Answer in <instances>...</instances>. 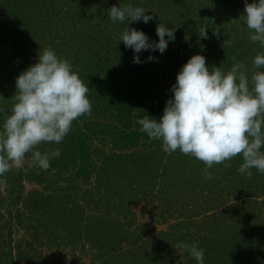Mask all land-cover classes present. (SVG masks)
I'll return each instance as SVG.
<instances>
[{
    "label": "trees",
    "instance_id": "1",
    "mask_svg": "<svg viewBox=\"0 0 264 264\" xmlns=\"http://www.w3.org/2000/svg\"><path fill=\"white\" fill-rule=\"evenodd\" d=\"M4 1L8 5L0 10V108L9 109L14 103L13 96L16 92L14 72L7 69L4 65L7 59L4 60L5 50L14 51L23 42H26L24 44L26 48L30 47L32 45L31 37L27 34V30L32 27L35 32L40 27L33 23V21H37L36 18H32L30 20L31 25H29L30 22L27 20L29 19L27 14L29 8H44L46 15L49 17V11H51L53 16L57 18L58 23L62 21L63 17L65 19L64 23L68 21L72 27L81 29L77 30V33L73 32L72 39L74 38L75 48L73 47L71 49L72 53L67 54L64 59H67L73 65L74 70L78 71L84 84L89 87L87 95L92 105L91 115H83L74 120L70 132L59 144L42 143L37 146V150L41 151V153L50 152L57 148L60 150V157L52 160L47 170L29 167V160L25 166L20 168L12 167L7 173L0 175V186L4 181L6 188L5 196H3L0 188V264H3V261L5 264H45L46 258L34 255L36 248L33 242L44 236L49 245L51 242L60 243V235H57L55 230L51 232L56 235V238H52L49 233V219L51 217L55 221V228L60 226L63 231H70V233L84 232L83 234L87 236L89 242H93L98 235L101 236V232L105 234V232L112 233L117 230L113 229L114 226H117L116 223L108 224L102 220L91 221L90 218H86L82 202H87V200L92 202L90 199L91 193L87 194L86 190L81 196L77 192L84 183L91 181L96 142L98 141L102 146H107L114 152H120L116 161L118 165L116 170L121 173L125 171L123 163L126 166L137 165L134 159L136 158V153L140 151L139 147L150 143H162L159 140H149L146 133L139 130L140 126L135 121L138 118L149 115L157 119L162 116L166 101L173 95L170 91L172 83L176 81V77L173 78V76H177V68L180 70L181 67L179 65H184L187 59L184 60V58L182 59V57L175 55L172 60H169L168 57L165 58L168 51L166 49L163 54L158 51H143L140 53L141 63H133V51L130 48H126L123 41H120V35L128 27V22H111L108 19V11L113 5L119 6V4L123 6L131 4L136 7L135 2L138 3L141 0H93V5H90L88 0ZM97 1L99 4L98 8L95 7ZM151 1L147 0V4H151ZM180 1L182 3L185 0ZM180 1L178 0L177 2L180 3ZM158 3L159 5L162 4L163 0H159ZM194 4L198 6L196 1ZM159 5L157 7V15H162L166 7L164 4L163 6ZM186 13L189 14L190 11L187 9ZM148 14L153 16V19L148 22L152 30L148 37L150 41L155 42L158 41L155 40L157 36V26L154 24L156 14L151 11ZM42 20L46 21L47 19L42 18ZM19 21L22 23V27L18 26ZM56 27V23L53 25L51 19L49 34H53V31L57 33L59 30L55 29ZM135 27L136 23L129 24V29ZM212 43L216 48L214 55L219 58L215 57L206 61L209 68L215 65L217 67L221 66L224 71H228L234 62L245 61L247 63L245 56L249 51H245L243 45L239 46L240 44H238V47H235L231 52L234 54L242 52V57L238 56L236 58L226 49L228 43L217 44L215 41ZM248 44H251V42L249 41ZM251 45H249L251 48L250 52L253 56H251L250 66H247L249 77L251 76L253 58L257 54H264V46L260 43L257 47ZM43 48L44 46L42 45L41 50ZM150 54L155 59L147 61V57ZM9 57L12 58L11 55ZM2 122L3 114H0V123ZM124 157H126V160ZM136 159L137 161L143 160L142 157ZM179 160H186L189 163V173L192 176L189 181H193L191 182L193 188L201 187L203 189L200 193H203L204 190L206 191L207 187L197 184L199 181H201V184L206 182L213 185L218 179L222 182H227L234 190L243 186L250 190L252 184L256 181L259 190L254 192L253 198L256 195L264 196V175L260 174L255 168L251 170V177L237 172V168L243 163L241 155L212 166L209 169L213 176L211 180L201 179V171L204 169V166H201L203 162L193 156L188 157L184 154L180 156ZM119 177L117 183L121 186L119 192H121L120 197H122V191H127L128 188L124 186V179L120 175ZM132 178L131 184L133 186L138 179H141L137 173ZM102 180V182H108L110 186L111 179L108 176L104 174ZM26 182L40 185V188L29 191L23 204L25 209L31 208L32 214L38 216V221L44 219L40 222L43 231H41L40 225L36 229L28 226V224L25 225L23 222V208L20 209L18 205L24 198L22 195ZM127 182H129V179H127ZM63 183L66 185L64 192L57 196L58 200L55 202L57 205L54 209H51L49 207V188L57 190V187H59L63 189L59 186ZM71 191L75 192L72 193ZM125 193L123 192V195ZM92 197L95 203H101V200L104 201V199L111 201V198L107 197L106 194H103V198L100 197V199L97 196ZM128 201L120 198L119 204L115 202L121 209L120 212L122 211L124 214L129 212ZM244 203L247 202L243 201L240 208L214 211L215 213L220 212L219 214L226 215L228 223L222 221L215 225L213 223L210 225L209 221L205 222L202 220V223L198 225L199 229H209L212 235H207L215 238L212 241V246L220 247L221 251L215 250L213 252H223L225 255L221 262H217V264H260V262L255 260L257 256L264 252L262 249L264 238L261 235L262 233L258 234V230L253 229L252 224L247 222L250 219L249 216L251 215L252 217L254 213L250 212V208L247 205L244 206ZM109 204L114 205L109 202L105 207H108ZM207 213L209 212L207 211ZM195 218H187L178 224L182 239L180 242L198 243V238L194 235V231L190 230V227L192 229L194 222L197 220ZM222 225L223 227L220 228ZM250 226H252V229L247 232V227ZM20 227H23L25 232L36 240H28L24 237L19 238ZM182 228L188 230L185 232L181 230ZM219 230H221V236L223 235L222 238L220 234H215ZM117 233L114 234L117 235ZM168 234L175 235V232L171 231ZM108 236H110V240L105 241V243L109 245L113 242L115 236H111V234ZM99 239H101L100 241L103 240L101 237ZM201 239L205 238L201 237ZM209 243L211 242L209 241ZM201 245L206 248V244L201 243ZM173 248L174 251H171V253L168 251L167 256L173 254L174 258L172 261L175 264H197L196 260L186 251L179 253L175 246ZM233 249L238 253L234 254V251L232 252ZM39 255L42 254L40 253ZM204 255H206L205 264H211L215 261L211 248L206 249ZM222 255L219 256V259ZM108 256L111 260L116 258L114 253H109ZM159 258L162 259L161 257ZM212 258H214L213 262L210 261ZM164 261L165 259L161 260V262Z\"/></svg>",
    "mask_w": 264,
    "mask_h": 264
},
{
    "label": "rangeland",
    "instance_id": "2",
    "mask_svg": "<svg viewBox=\"0 0 264 264\" xmlns=\"http://www.w3.org/2000/svg\"><path fill=\"white\" fill-rule=\"evenodd\" d=\"M88 1L90 5H93V0ZM158 1L152 0L151 4H147V0H141V2H135V6L142 7L148 12L151 11L155 13L154 24L156 26L161 23L175 29V40L169 42L167 47L168 51L166 53L167 56H165V58L168 57L169 60H172L175 55H178V57L188 60L192 55L199 53L206 57V61L214 59L218 57L214 55L216 48L212 42L215 41L217 44L228 43L226 49L236 58L238 56L242 57V52L240 54L231 52L235 47H238V44H240L239 46L243 45L244 50L249 51V54L247 53L245 56L248 61L246 60L247 63L243 61V63L246 66H250L251 56L253 55H251V48L249 45L252 44L251 46L257 47L259 42L250 40V35L252 33L239 18L245 7L244 0H185L182 3L180 0V3L177 2L178 0H163V3L160 5ZM195 1L198 6L194 4ZM248 2L251 3L252 0H248ZM163 4L166 7L164 13H162V15H157L158 5L163 6ZM7 5L8 4L4 0H0V10L6 8ZM98 5L97 1L95 7L98 8ZM199 5L201 6L199 7ZM187 9L190 11L189 14L186 13ZM27 14L29 17L27 20L29 22L32 18H36L38 23H36L37 21H33V23L34 25L40 26L35 32L32 30V27H29L27 30V34L31 37L30 41L32 45L26 48L24 46L26 42H23L20 47L17 46L14 51L6 49L4 53V60L7 58L4 65L7 69L14 72L15 79L29 65L37 61L39 51L43 52L44 49L49 48L54 50L61 58H64L67 54H71V49L73 47L75 48L74 38L72 39L73 32L75 33L77 30H81L78 27H72L71 23L68 21L64 23L65 19L63 17L61 19L62 21L58 23L57 18L53 16L51 11H49L48 17L45 9L41 7H34V9L29 8ZM42 18L47 20L44 21ZM51 19L53 25L55 23L57 25L55 28L59 30L57 33L53 31V34H49ZM132 23H136L135 29L144 30L148 36L152 32L148 23ZM29 25H31V22ZM18 26L22 27L20 21ZM204 27L207 29V39L199 37V31ZM158 39V36H156L155 40ZM249 41L251 44H248ZM42 45L44 48L41 50ZM9 55H11L12 58H10ZM179 67H182V65H179ZM168 69L170 68L168 67ZM177 72H179L178 68ZM175 77L176 75L173 76V78ZM174 83H172V85ZM138 149H140V151L136 153L135 156L136 158L142 157L143 160L137 161L135 158L134 161L135 164H137L136 166H126V164L123 163L125 171L121 173L116 170V166H118L116 161L118 160L120 152H114L110 150V148H107V146H102L97 141L95 145L96 151L93 157L94 162L92 164L93 173L91 175V181L84 183L82 186L83 188L81 187L77 190L80 195L86 190L87 194L91 193L90 199L92 202L94 201L92 196H97L100 199V197L103 198V194H106L107 197L111 198V201H109V199H104V201L101 200V203H92L90 200H87V202L83 201L82 206L86 218H90L91 221L102 220L108 224L116 223L118 227L114 226L113 229L117 230L114 231L112 229L114 232H105V234L101 232V236L98 235L93 242H89L87 236L83 234L84 232L70 233V231H63V228L60 226L55 228V221L53 217H51L49 219V233L52 238H56V235L52 233L53 230H55L56 234L60 235V243L55 244L51 242L49 245L47 239L42 236L37 241H34L35 243L33 242L36 248V251H34L35 256L46 258L45 264H155V262L156 264H175L172 261L174 255L171 254V256H167V252L170 251L171 253V251H174L173 246H176L177 243H180V240H182L178 224L187 218L196 217L195 219L197 220L194 222L193 228L191 229L190 227V230L194 231V235L198 238V243L201 242L206 244V248H204L201 243H197L198 247L202 248L204 251L208 248L212 249L215 261L213 262L214 258L210 261L213 262L211 264H217V262H221L225 255L223 252H213L215 250L221 251L220 247H213L212 241L215 238L208 236L211 234L209 229H199L198 225L202 223V220L205 222L209 221L210 225L211 223L215 225L222 221L228 223L226 215H221L219 214L220 212L215 213L214 211H218L219 209L230 210L236 207L240 208L242 207L243 201L247 202L244 203V206L247 205V207L250 208V212L254 213L252 217L251 215L249 216L250 219L247 220V222L252 224L253 229L258 230V234L262 233L261 235L264 238V196L256 195L254 196L255 198H253L254 192L259 190L256 181H254L250 190L244 186L234 190L227 182L225 183L218 179L213 185L207 184L206 182L201 184V181H199L197 184L207 187L206 191L204 190L203 193H200L203 189L201 187L193 188L191 183L193 181H189V179L191 180L192 178L189 173V163H187L186 160H179L180 156L183 155L179 150L170 154L166 153L162 150V143H150ZM186 156L190 157V155ZM30 157V153L26 154L22 165L17 168L25 166L29 162ZM124 158L126 160V157ZM201 166L205 167L203 164H201ZM135 173H137L141 179H138L137 183L133 186L131 184V179L133 180L132 177ZM104 174L111 179L110 186L108 182H102ZM119 175L124 179V186L128 188L127 191H122V197H120L121 192H119L121 186L117 183L120 178ZM203 178L204 176L201 171V179ZM127 179H129V182H127ZM203 180L206 179L204 178ZM59 186L63 189L59 187H57V190L49 188V207H51V209L56 207L57 203L55 202L58 200L57 196L64 192L66 185L63 183ZM0 188L3 196H5L6 188L4 181L1 183ZM38 188H40V185L26 182L22 195L24 198L18 205L20 209L23 208L22 217L25 225L28 224V226L36 229L44 219L38 221V216L32 214L30 211L31 208L25 209L23 203L29 191ZM71 192L74 193L75 191ZM123 192H126L125 195H123ZM120 198L125 201L129 200V212L125 214L122 213V211L120 212L121 209L115 204V202L119 204ZM109 202L114 205L109 204L108 207H105ZM207 211L209 213H207ZM252 226L247 227V232L252 229ZM40 227L41 231H43V227L41 225ZM222 227L223 225L220 228ZM20 228L19 238L24 237L28 240H36L31 238L23 227ZM181 230L186 232L188 229L182 228ZM171 231L175 232V235L168 234ZM116 232H118L117 235L114 234ZM109 234L115 236V238L113 242L108 245L105 241L110 240ZM215 234H220L221 236V230H219L218 233L215 232ZM99 237L103 240L100 241L101 239H99ZM201 237L205 239H201ZM216 238L218 239L219 237ZM209 241L211 243H209ZM262 249L264 250V246ZM233 251L234 249L232 252ZM40 253L42 255H39ZM109 253L116 254V258L111 260L108 256ZM237 253L238 252L234 251V254ZM220 255H222V257L219 259ZM163 259H165V261L161 262ZM205 259L206 255H204V260ZM255 261L264 264V252L260 256H257ZM3 264H5L4 261Z\"/></svg>",
    "mask_w": 264,
    "mask_h": 264
},
{
    "label": "clouds",
    "instance_id": "3",
    "mask_svg": "<svg viewBox=\"0 0 264 264\" xmlns=\"http://www.w3.org/2000/svg\"><path fill=\"white\" fill-rule=\"evenodd\" d=\"M244 2L239 18L251 31L250 40L264 46V0ZM146 13L131 4L113 5L108 11L111 22H128L120 41L133 51V63H141L143 51L163 54L175 40V29L161 23L155 42L143 30L129 29L132 22L151 21L153 16ZM199 37L208 38L206 27L199 31ZM154 59L151 54L147 57V61ZM248 72L238 61L228 71L215 65L209 69L206 57L194 54L177 73L170 89L173 95L166 101L162 116H144L135 123L149 140L161 141L166 153L179 150L203 162L206 180L212 179L209 169L214 164L237 155L243 159L238 173L251 177L255 168L264 175V54L253 58L250 77ZM15 83L14 103L9 109L0 108V175L21 166L29 153V167L47 170L50 162L60 157V150L41 153L37 146L59 144L73 121L90 116L92 110L88 85L73 65L52 49L39 51L37 61L22 71ZM175 249L186 251L197 264H205L204 250L196 242H180Z\"/></svg>",
    "mask_w": 264,
    "mask_h": 264
}]
</instances>
